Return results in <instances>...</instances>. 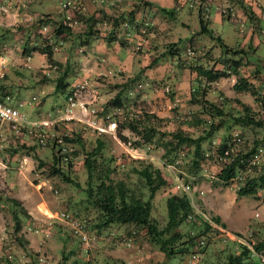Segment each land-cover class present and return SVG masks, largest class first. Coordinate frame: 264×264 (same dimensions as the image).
<instances>
[{
  "label": "rangeland",
  "instance_id": "1",
  "mask_svg": "<svg viewBox=\"0 0 264 264\" xmlns=\"http://www.w3.org/2000/svg\"><path fill=\"white\" fill-rule=\"evenodd\" d=\"M79 1L80 8H72L71 18L68 19L73 25H64L82 33V40L89 38V44L82 43L79 37L74 41L71 36L65 34V37L57 36V43L53 41L56 38L53 33L54 26L56 23H63L66 15V10L60 6L59 0H0V30L4 29L0 35V47L6 44L18 48H32L52 43L54 51L57 52L55 58L62 60L59 63L55 59L47 62L49 65L37 69L21 66V71L25 74L35 71L39 80L21 91L23 102L18 103L17 96H13L10 101L25 115L27 121L17 130L0 121V258L7 256L10 259L9 263L4 264H59L62 254L68 256L69 262L76 258L79 261L77 264L82 261L89 264H159L168 260L159 244L147 238L145 228L139 229L136 235H128L127 230H124L125 226L134 228L131 224H112L106 228H96L100 211L88 197L87 172L82 164L83 154L80 146L68 144L64 148V151L68 152L78 150V154L72 156L73 167L68 172L79 182V186L53 173L50 143H47L46 139L55 133L59 140L60 135L69 133L72 129L80 130L84 136L92 138L98 130L106 139L107 152L115 158L113 163L117 166V170L111 171L110 176L104 179L106 184H114L115 180L123 178L127 182L128 191L133 192L134 197L146 198L148 190L143 188L142 179L135 169L141 170L147 165L159 168L168 181V186L156 190V203L168 192L179 193L184 190L192 205L199 207L209 218H221L222 215L228 229H239L230 230L228 233L224 229L225 225H221V219L220 223L213 221L216 224H212L215 229L205 232L209 238L208 243L201 248L195 246V243L189 244L185 253H176L170 258V264H191L189 253L194 249L199 252L196 264H224L226 253L229 252L227 249L238 246L239 242L252 248L253 258L261 260L264 264V244L258 252L253 248V244L264 242L263 189L258 197L237 195L239 181H245L250 170L242 172L240 169L233 177L234 181L230 183L222 181L216 175L221 164L220 157L216 158L218 142L225 136L238 138V134L243 133L242 141L245 139L252 143L255 138L264 135V127L253 130L250 126L227 120L214 130L211 137L202 142L208 156L202 162V171L194 174L186 170L190 162V152L185 157L182 153L188 148L192 150V147L183 144L178 149L180 154H172L175 162L171 163L161 156L164 148L159 144L156 147L152 144L136 146L134 141L138 137L129 128L122 129V133L128 136L127 142L120 140L116 135L117 122H122L130 110H146L167 117L164 128L190 130V124L198 115V111L197 105L190 102V86H194L191 82L194 73H190L184 65L192 60L207 66L221 67V64L217 63L221 47L216 35H220L229 45L242 43L247 49L252 47L249 57L259 59V56H264V28H254L242 8L229 0L209 1L207 27L212 30L214 37L210 33L199 31L200 0H170L163 5L155 1L138 13L132 6L127 9L113 4L110 0ZM211 1L214 2L211 4ZM246 2L255 12L260 15L264 13V0ZM215 6H218L222 19L215 16ZM224 6H229L235 12L236 18L239 17L245 22L246 27L241 30L233 20L226 18L222 13ZM114 10L116 14H119L120 10L134 12L138 18L137 28L127 19L121 18L116 27L112 28ZM61 12L64 15L59 19ZM47 13H51V17H47ZM122 15L127 17L128 14ZM145 17L153 21L150 25H145L150 31L141 29ZM73 19L77 21L73 22ZM90 26L99 28V33L85 36ZM111 31L114 36L107 40L105 35ZM248 35H254L259 44H254L251 38L244 40ZM191 37L193 38L189 40ZM100 44H110V52H101ZM171 44L179 48L180 55L165 53ZM66 55L68 70L65 80L68 86L62 91H53L57 76L65 69ZM103 56L107 59H103ZM117 57H120L122 62L112 60ZM153 59L156 62L144 68ZM29 61L35 63L34 60ZM5 63L4 58L0 56V78H6V75L8 78L11 75L9 71L5 72ZM253 68V63H245L238 70L258 84L262 81V75L252 72ZM132 77L134 79L127 81ZM236 78V74L231 73L211 82L206 97L220 103L223 101V96L220 95L222 92L226 96H237L256 109L249 92L239 95L234 92L232 85ZM194 80L196 81V78ZM124 82H127L122 91L125 107H117L111 104L110 100ZM202 83H205L203 79ZM261 87L260 90L264 94V85ZM33 95H36V98L32 100ZM232 106L235 109L240 107L237 102H233ZM235 109L233 110L236 112ZM33 117L36 119H32ZM215 120L217 117H214ZM36 139L44 146L37 147L34 152L45 159L44 164L38 165L33 151L27 149ZM263 144L264 142L261 145ZM25 155L30 156L29 162L34 164L32 168L27 167L23 158ZM69 155L71 157V153ZM163 163L166 164L165 167L161 165ZM261 163L264 164V161ZM95 196L96 192L92 199ZM8 197L24 201L30 210H36L38 214L24 218L20 229L28 240V246L39 252L38 260V255L34 257L18 245L13 232L11 202L7 200ZM153 209L154 214L162 218L159 208L154 206ZM183 225L187 228L180 230L182 237L179 243L184 242V245L185 241H188L186 230L193 236L196 228L185 221ZM250 231L253 232L252 235L249 234ZM198 238L201 237L196 236L194 242ZM73 262L70 264H75Z\"/></svg>",
  "mask_w": 264,
  "mask_h": 264
},
{
  "label": "trees",
  "instance_id": "2",
  "mask_svg": "<svg viewBox=\"0 0 264 264\" xmlns=\"http://www.w3.org/2000/svg\"><path fill=\"white\" fill-rule=\"evenodd\" d=\"M205 1L207 0L199 1V31L202 33H210L214 37L212 30L207 27L208 17L202 12V3ZM229 1L242 8L244 15L253 24L254 28L261 26L259 24V16L246 0ZM120 18L122 20L129 19V21H132L130 16L125 17L122 14H118L113 26L118 24ZM99 31V28H92L90 26L86 33L87 35H97ZM53 33H55L54 35L56 37L53 39L55 43L58 41L57 36L63 34L71 36L70 38L72 40L74 39V41L76 37H79L82 43L87 44L89 42L88 38L81 39L82 33L75 31L71 26L64 25L62 22L55 24ZM112 36L114 35H112L111 31L109 35H106V39L108 40ZM215 37L221 47V54L218 56L219 59H217V63H220L221 67L217 65L207 66L200 61L193 62L192 60L187 65L182 64L190 73H194V77L191 79L194 86H190V102L197 105L196 111H198V115L195 116L190 124L192 128L190 130L164 128L167 117L159 116L154 112L146 110L140 112L130 110L127 111L126 118L122 122H117L116 135L120 140L124 142L128 141V136L122 133V129L127 127L135 132L138 137L134 141L136 146L152 144L156 147L159 144L164 148L161 156L171 163L175 162L172 154H180L181 152L178 149L183 144L192 147V150L188 148L182 151V153H184L183 157H185L190 152V162L186 170L194 174L202 171V162L208 156L202 147V142L211 137L214 130L222 126L227 120L250 126V129L253 130L264 127V94L260 90L262 88L261 86L264 85V56H259V59L256 60L251 59L249 54L253 50L252 47L247 49L241 44L229 45L221 36L216 35ZM53 47L54 45L52 43H46L43 46H33L32 49L45 53L47 60L52 62L54 61L52 57ZM167 52L171 55H180L181 53L179 48H176L174 44H171L165 50V53ZM155 62L156 60H151L144 68L151 66ZM245 63H253L254 68L252 72L261 74L262 81L255 84L247 75L238 70ZM67 70L68 68L65 67L64 71L57 76L53 91H62L68 86V82L65 80ZM231 73L237 76L232 85L234 92L237 95L249 92L256 109L240 100L237 96H226L222 92H220V95L223 96V101L220 103H216L206 97L211 82L217 81L221 77L229 76ZM195 78L196 81L194 80ZM132 79L134 77L129 78L127 81ZM202 79L205 83H202ZM120 86V90L114 94L110 103L117 107H125L122 91L127 86V82H124ZM0 99L3 98L1 97ZM233 102H237L240 107L233 108ZM232 108L237 111L235 112ZM214 117H217V120L214 121ZM96 131L97 134L93 138L84 136L80 130L72 129L69 133L60 135V140H58L57 134L55 133L46 139V142L50 143L53 173L55 175H61L65 180L78 186L79 182L75 181L68 172L73 167L72 156L77 155L78 150L75 149L68 152L64 151V148L68 144L80 146L83 154L82 164L87 172L88 197L91 198V203H94L100 211V219L95 224L96 228L102 229L112 224H131L134 228L130 229L129 226H125L124 229L127 230L128 235H136L139 229L145 228L147 238L158 243L168 259L159 264H170V258L176 253H185L189 248V244L193 245L195 243V246H198V241L194 242L196 236L204 239V244L199 246L200 248L206 245L209 239L205 235L206 230H213L215 228L202 213L195 210L188 194L184 190H181V193L168 192V194L160 197L161 201L158 203L155 202L154 196L156 190L162 186L164 188L168 186V181L162 175L159 168L147 165L144 169H135V172L142 179L143 188L148 190L146 198H141V196L134 197V193L128 191L127 182L123 178L115 180L114 184L105 183L104 179L110 176L111 171L117 170V166L113 163L115 158L107 152L108 145L106 139L100 131ZM166 135L168 138H165ZM232 137V135L230 137L225 136L217 144L216 158L220 157L221 164L218 166L216 175L226 183H230L239 170L246 166V158H249L253 151L264 142V135L261 138H255L252 143H249L245 139L242 141L243 133L238 134V138L235 136ZM41 146H44L43 143L39 139H36L34 144L27 147V149L33 151V156L37 159L38 165L46 163L44 158L34 152L37 151V147ZM227 149L228 153H225ZM70 153L71 157L69 155ZM161 165L165 167L166 164L163 163ZM249 170L246 180L239 181L240 184L236 189V193L239 196L252 195L258 197L264 187V164L261 161L252 163ZM187 186L189 185L187 184ZM95 192L96 196L92 199ZM7 200L11 202L10 210L11 219L13 220V232L15 233L14 236L17 239L18 245L22 246L27 253L37 257L39 252L28 246V240L20 232L23 219L30 217V213L18 198L8 197ZM154 206L159 208L162 213V218L154 214ZM210 219L216 223H220L219 216H211ZM184 221L194 226L196 232L192 236L186 230L185 233L188 241L186 240L183 245L184 242L179 243V240L182 237L180 230L187 228V226L183 225ZM221 225L224 226L223 223ZM233 233L242 235L239 232ZM263 244L264 242L253 244L254 250L258 252L262 249ZM230 248L227 249L229 252L226 253L224 264H263L261 260H255L253 258L254 251L247 244L239 242L238 246ZM36 259H39V255ZM0 260H4V262L0 261V264H4L9 263L10 259L7 256H3ZM70 262L75 264L79 263L76 258ZM70 262L68 261V256L62 254V259L59 264H70ZM80 264L89 263L82 261Z\"/></svg>",
  "mask_w": 264,
  "mask_h": 264
},
{
  "label": "crops",
  "instance_id": "3",
  "mask_svg": "<svg viewBox=\"0 0 264 264\" xmlns=\"http://www.w3.org/2000/svg\"><path fill=\"white\" fill-rule=\"evenodd\" d=\"M155 1H159L162 5L170 2V0H110V2H113V4L123 6L124 8H127V9H128V6H130V7L132 6V7H134V9H136L137 13L141 12L143 10V8H145L147 5H149L151 3L154 4ZM212 2H214V1H211V4H212ZM215 2L217 3L218 1H215ZM29 8H30V5H29ZM214 9H215V16L222 19V16L220 15V13L218 11V9H219L218 6H215ZM122 11H124V10H120L119 15H121L123 13H126V15L128 14L127 17L130 16L132 18V21H130V23L133 24L135 28H137L138 25L136 24V20L138 18L135 14H133L134 12H131L130 10H128L129 12L128 11L122 12ZM125 11H126V9H125ZM47 14H49V15H47V17H51V13H47ZM113 14L115 15V17L112 18V20H113L112 21V28H115L116 26H113V23H114L115 19L117 18L118 14H116L115 10H114ZM256 14L260 18L259 24L261 25V27L264 28V13L260 15L258 12H256ZM63 15L64 14H62V12H61V16L59 17V19H61ZM154 16H156V15H154ZM53 19L56 20L55 18H53ZM144 19H145V22L143 23V26L141 27V29L142 30L147 29L148 31H150L151 29H149L147 26L150 25L151 23H153L152 19L149 18V20H147V17H145ZM97 20H99V19H97ZM123 20H126V19H123ZM127 21H129V19H127ZM99 23L100 22H98V24ZM183 24L186 25L185 22H183ZM0 25H2V24H0ZM145 25H147V26H145ZM143 28H145V29H143ZM136 31H137V29H136ZM3 32H4V29L0 30V35ZM106 35H109V32H107ZM85 36H87V33L85 34ZM248 38L249 39L251 38V40L255 42L254 44H256V45L259 44V41L255 40L254 35L253 36L248 35V37L247 38L245 37L244 40H247ZM88 40H89V38H88ZM89 42H90V40H89ZM89 42L87 44H89ZM241 45H242V43H241ZM3 47H0V56L2 58H4V60L6 61V63H5L6 71L5 72L7 73L9 71L11 73V75L8 76V78H7V75H6V78L5 77L0 78V98L2 97L4 99V101H6L12 105V103L10 101L13 100V96H17V102L21 103L24 100L23 97L21 96V93H22L21 91H23V89H27L28 86L29 87L32 86L33 82L38 83V81H39L35 76V71H31L30 73L25 74L21 71V66L34 67L35 69H37L41 66L49 65L47 63L49 61H47V57H46L45 53L39 52V51L34 50L32 48H26L24 46L18 48V47H12L11 45H6V44ZM110 47H112L110 44H108L107 46H103L100 44V50L103 53H106L107 51H109ZM56 53L57 52L53 51V54H52L53 60L55 61V59H56V61L61 63L62 60H57V58H55ZM220 54H221V52H220ZM67 57L68 56L66 55L64 58L65 67L68 66ZM105 58L103 56V59H105ZM29 60H32V61L34 60L35 63L33 64ZM112 60L119 62V63L122 62L120 57L112 58ZM105 61H107V60H105ZM107 67H109V66H107ZM10 79H12V80H10ZM10 92H12V93H10ZM33 96H35V98H36V95H33ZM33 96H32V100L35 99V98H33ZM32 119H36V117H33ZM23 158L27 162L26 165H28L27 166L28 168H32L34 166L32 161L29 162V158H30L29 155L28 156L25 155ZM16 172L18 173L19 170H17ZM12 173L14 174V171ZM11 177L12 176H10V178ZM22 204L27 209V211L30 213V215H33V216L38 215L36 210H30L24 201L22 202ZM32 208L34 209L35 207L32 206ZM220 217H221L220 218L221 221L225 225L224 229L226 232L230 233V230L239 231V229H228L226 227V222L224 220V217L222 215H220Z\"/></svg>",
  "mask_w": 264,
  "mask_h": 264
},
{
  "label": "built area",
  "instance_id": "4",
  "mask_svg": "<svg viewBox=\"0 0 264 264\" xmlns=\"http://www.w3.org/2000/svg\"><path fill=\"white\" fill-rule=\"evenodd\" d=\"M209 1L210 0H207L202 3L203 5L202 10L204 11V14L206 13L205 16H207L208 11H210ZM79 3H80L79 0H59L60 6L66 10V15H65V18L63 19V24L73 25L72 21L68 19L71 18V13L73 12L72 8H76V9L80 8ZM222 13L225 15L226 18L233 20L235 25H237L239 29L242 30L243 28L246 27L245 22L243 20H240L239 17L236 18L235 12L232 11L231 8H229V6H224L222 8ZM76 21H77L76 19H73V22H76ZM33 98H35V96H33ZM0 121L6 122L11 128H13L14 130H17L19 129L21 124L27 120H26L25 115L17 107L4 101L3 99H0ZM225 153H228V149L225 150ZM246 159H247V163H246V166L241 169L242 172L249 170L252 163L264 161V144L257 147L253 151L252 155ZM262 189L264 191V187ZM194 208L197 212L202 213L211 222V224L216 225L199 207L194 205ZM252 233L253 232L250 231L249 234L252 235ZM197 241H198V246H201L204 244L203 238H199ZM198 260H199V252L196 249H194L189 253V261L191 264H196ZM263 260H264V257H263Z\"/></svg>",
  "mask_w": 264,
  "mask_h": 264
}]
</instances>
